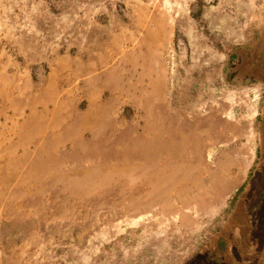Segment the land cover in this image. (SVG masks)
Segmentation results:
<instances>
[{
    "label": "rangeland",
    "instance_id": "1",
    "mask_svg": "<svg viewBox=\"0 0 264 264\" xmlns=\"http://www.w3.org/2000/svg\"><path fill=\"white\" fill-rule=\"evenodd\" d=\"M0 264H264V0H0Z\"/></svg>",
    "mask_w": 264,
    "mask_h": 264
},
{
    "label": "trees",
    "instance_id": "2",
    "mask_svg": "<svg viewBox=\"0 0 264 264\" xmlns=\"http://www.w3.org/2000/svg\"><path fill=\"white\" fill-rule=\"evenodd\" d=\"M193 15H194V17H198V15H197V13H195V12H193ZM216 47L219 49V50H223L224 48L222 47V46H220V45H216Z\"/></svg>",
    "mask_w": 264,
    "mask_h": 264
}]
</instances>
